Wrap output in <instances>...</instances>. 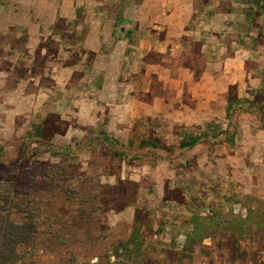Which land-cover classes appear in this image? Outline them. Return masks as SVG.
Returning <instances> with one entry per match:
<instances>
[{"label":"rangeland","instance_id":"obj_1","mask_svg":"<svg viewBox=\"0 0 264 264\" xmlns=\"http://www.w3.org/2000/svg\"><path fill=\"white\" fill-rule=\"evenodd\" d=\"M48 1L50 8L45 0H0V207L8 195L30 203L36 234L19 246L23 257L31 264H264V154L254 149L255 133L264 134L262 96L238 97L229 85L222 107L221 86L237 76L214 70L215 96L212 87L194 88L204 59L198 42L183 43L186 34L173 52L150 50L141 60L137 49H150L146 42L161 32H153L149 8L144 26L121 44L110 26L122 17L116 2L78 0L66 21ZM231 30L229 40L243 32ZM255 33L229 54L239 47L264 58ZM188 47L179 70L176 54Z\"/></svg>","mask_w":264,"mask_h":264},{"label":"crops","instance_id":"obj_2","mask_svg":"<svg viewBox=\"0 0 264 264\" xmlns=\"http://www.w3.org/2000/svg\"><path fill=\"white\" fill-rule=\"evenodd\" d=\"M45 1L47 6L50 8L49 1ZM93 1L94 0H85V3L88 4V6H91ZM112 2H116V4H111L112 6H109H111L112 9L114 8V11L120 10L122 15V17L118 16L113 18L110 23V26L117 31L116 40L121 42V44H123L122 40L128 35L129 32L131 36L133 35V28L140 29V27L144 26H142V23L148 20V18H144V9L149 8L153 12L150 14V17L154 18L153 22H156L157 24L153 26V32L154 28L161 32H158L157 40L152 39L151 42H146L149 43L148 46L151 47L150 49L147 51H143L141 48L137 49L135 54L140 56L141 60L150 50L159 54L173 52L174 47L172 44H175L178 42V40L180 41L181 38L183 40L185 38L183 36L186 34V36L190 37L187 39V41L184 39L183 43L191 44V42H198L199 54L204 59V68L201 81L195 84L193 86L194 88L205 87L209 90V88L212 87L213 90H215V92H212V95L215 96L216 93L219 92V89H216L214 80L209 76L210 71H218V74L221 75L231 73L236 75L237 79L234 82H228L226 85L221 86L220 92L222 95L220 101L222 107L225 104V97L223 93L226 90L225 88L229 87V85L235 87L236 96L238 97L241 96L240 92L243 94L246 91H254L252 96L261 95L264 101V58H253L251 53H248L247 55L244 51L242 52L239 47L235 48L234 54H229L230 50L234 51V47H230V45H238V43L241 41L246 40L244 38L246 35H248L250 38L253 36L254 30H256L254 43L256 42V39H258L260 48L264 52V25L263 27L261 25V21L264 20V0H123L122 3H117L116 0H110V3ZM55 3V18L58 17L66 19L67 21L68 18L74 17V10L75 7H77V3L79 2L78 0H56ZM82 4H84L83 1ZM196 4L200 7L198 10L201 11L199 20L200 22L198 24V28H200L199 30H194L193 28L195 27V22L193 21L192 17L194 13V6ZM83 8L85 9L86 7L83 6ZM43 9L47 12L46 5L43 6ZM163 11H168V15L163 17ZM32 14H34V12ZM32 22H34V20ZM159 23H161L163 27ZM227 25H230V27L227 31H225ZM257 25H259V27H257ZM238 26L240 29H243V32H239L238 30L237 35L233 33L234 35L229 37L231 40L230 41L228 37L226 38L225 34H230V32H232L231 27L238 28ZM134 34V36L138 35V33ZM153 35H155V33H153ZM227 41L230 42L229 45H227ZM255 49L256 46H253V54L257 53L255 52ZM183 50L184 51L177 53L175 57V59H178V64L176 67H178L179 70H184L181 68L183 65H181L179 61L183 58V56L188 57L190 55V52L188 51L189 47L188 49ZM238 51H241L244 56ZM112 53L113 51L111 54ZM125 55L126 54H122L121 56H124L125 58ZM166 55L168 57L175 56L173 53H167ZM119 62L121 63V61ZM246 63H249V67H247L248 65ZM151 67L154 68V65ZM208 68H210V70ZM107 70L110 72L112 70L113 72V66L110 65ZM190 76L192 75L190 74ZM148 88L149 87L147 86L145 92H147ZM189 89L190 87L187 88V91H190ZM258 89H261L263 92H256ZM180 94L181 91L179 90L177 95L179 96ZM180 100L181 99H176L174 102H179ZM154 103L156 104V102ZM124 104L125 105L120 106L121 109L128 107L126 105L127 102ZM162 104L169 107L172 106L173 102L171 100H167V102L162 101ZM192 114L194 113H191V116ZM240 131H242V133L251 132L248 130V128L244 131L243 129L238 130L237 136L242 134ZM253 134L254 132L252 133V136ZM263 136L264 134L262 132L255 133V137L259 139L260 142L259 144L254 145V149L258 148V151L264 154V141L260 139ZM247 137H249V135ZM243 143L246 144V146L250 145V142L247 139H245ZM222 144V147L224 148V144H226V142L223 140ZM226 145L229 147L228 144ZM234 153H237V151L234 150Z\"/></svg>","mask_w":264,"mask_h":264},{"label":"trees","instance_id":"obj_3","mask_svg":"<svg viewBox=\"0 0 264 264\" xmlns=\"http://www.w3.org/2000/svg\"><path fill=\"white\" fill-rule=\"evenodd\" d=\"M230 144L233 143L231 139ZM0 264H31L19 251L36 234L34 212L27 200L4 196L0 207Z\"/></svg>","mask_w":264,"mask_h":264}]
</instances>
